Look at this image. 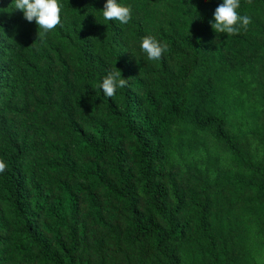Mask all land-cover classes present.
Returning a JSON list of instances; mask_svg holds the SVG:
<instances>
[{
    "label": "trees",
    "instance_id": "1",
    "mask_svg": "<svg viewBox=\"0 0 264 264\" xmlns=\"http://www.w3.org/2000/svg\"><path fill=\"white\" fill-rule=\"evenodd\" d=\"M117 2L59 0L41 41L0 0V264H264V0L232 36L223 0Z\"/></svg>",
    "mask_w": 264,
    "mask_h": 264
},
{
    "label": "clouds",
    "instance_id": "2",
    "mask_svg": "<svg viewBox=\"0 0 264 264\" xmlns=\"http://www.w3.org/2000/svg\"><path fill=\"white\" fill-rule=\"evenodd\" d=\"M247 3L251 4L252 0H247ZM12 5L14 10H20L23 13L24 19L28 22L35 21L38 26L37 40L42 41L47 33L63 27L62 7L59 0H12ZM240 6L241 0H223L214 11V22L209 21L212 30L228 36L238 34L241 29L247 31L252 20L250 16L239 13ZM100 11L105 21H117L126 25L132 19L131 6L118 3L117 0H106ZM139 47L149 61L160 60L167 51V45L161 44L150 35L141 38ZM127 85L128 79L122 78L121 70L116 68L107 73L98 87L103 90L106 98H112L118 88H124ZM6 168V163L0 160V173H3Z\"/></svg>",
    "mask_w": 264,
    "mask_h": 264
}]
</instances>
